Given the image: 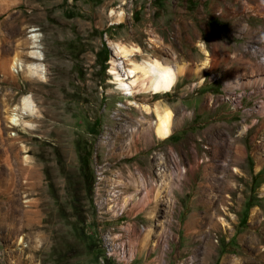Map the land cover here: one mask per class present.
Instances as JSON below:
<instances>
[{
  "label": "rangeland",
  "instance_id": "1",
  "mask_svg": "<svg viewBox=\"0 0 264 264\" xmlns=\"http://www.w3.org/2000/svg\"><path fill=\"white\" fill-rule=\"evenodd\" d=\"M247 1H0V264H116L96 235L94 157L108 151L143 165L165 144L178 165L169 211L159 227L135 234L129 264H264V0ZM112 9L125 12L123 22L113 24ZM133 29L146 34L127 38ZM34 33L44 78L13 68L37 61ZM151 38L162 41L157 52ZM118 41L176 70L171 92L137 98L172 110L169 138L153 133L154 112L128 105L110 82ZM24 96L36 114L15 124ZM200 195H225L219 228L204 218L188 226L194 213L207 216Z\"/></svg>",
  "mask_w": 264,
  "mask_h": 264
},
{
  "label": "built area",
  "instance_id": "2",
  "mask_svg": "<svg viewBox=\"0 0 264 264\" xmlns=\"http://www.w3.org/2000/svg\"><path fill=\"white\" fill-rule=\"evenodd\" d=\"M249 48L254 50L259 46L254 43ZM122 158L110 157L108 151L104 156L96 154L90 201L103 258L116 264H129L137 252L133 240L137 236L135 234L146 232L149 224L154 229L159 227L162 220L160 212L169 211L178 165L176 152L168 144L154 145L147 163L143 165H135ZM179 170L184 171L185 168L181 166ZM149 195H153L152 201L147 199ZM151 207L152 214L149 211ZM155 234L156 237H151L154 243L159 236L153 231L152 235Z\"/></svg>",
  "mask_w": 264,
  "mask_h": 264
},
{
  "label": "bare ground",
  "instance_id": "3",
  "mask_svg": "<svg viewBox=\"0 0 264 264\" xmlns=\"http://www.w3.org/2000/svg\"><path fill=\"white\" fill-rule=\"evenodd\" d=\"M0 1L2 2V0ZM7 5L8 4H4L2 8L5 9ZM111 14L115 18L113 24H120L123 22L125 14L124 11H115L112 9ZM145 34V29H133V34L127 35V38L141 39ZM151 40L153 43H155L151 46V48H154L157 52V47L162 45V41L159 38H151ZM39 42V33H34L32 35V47L34 48L31 51V55L35 57L37 61H33L28 65L23 64L20 61H14L13 68L16 71L27 69L31 75H38L40 77L43 76L44 78L45 66L42 64V62H40V60L43 59V54L39 49L41 47ZM137 56H141L142 59L138 60ZM110 63L111 68L109 72L113 75V78L110 82L115 84L117 93L126 98L128 105L136 107L137 109L145 110L147 113L154 112L156 114V118L151 121L153 133L159 138H169L173 133L174 127V114L172 110L169 107H161L157 104L153 106L147 102H139L137 101V98L150 94H163L172 91L174 85L176 84L177 73L172 67L171 61L169 59H162L153 53H145L143 47L139 44L128 46L126 43L118 41L114 43V54L112 55ZM35 114L36 111L33 107V103H31L29 99V96H24L21 98L19 104L14 108L11 121L15 124H18L24 115L34 116ZM26 125L33 126L32 123H27ZM234 175L235 174H231L230 176ZM5 178L6 177H4V179ZM219 183L221 187L226 186L224 178H222ZM203 190L204 189L201 187L200 192L203 193ZM224 198L225 195L219 198L217 197V200L214 201L211 197L209 199V197L206 198L204 195L198 196L197 199H199L201 203H205L208 207L205 212L207 216L202 217L203 214L198 212L194 213L192 215L191 221L188 223V226H198L200 220L204 218L206 219L204 220L205 222L209 220L210 223H206H209L211 228H219L220 223L217 214L219 215L222 210H226V207L223 209L220 207L221 204H219V201L224 200ZM213 204L216 206V212L212 211L211 209L214 207ZM255 217L256 214L253 212L252 219H255ZM242 237H244V235H242ZM210 246L206 247L207 249L205 250L204 258L209 259V254H211ZM262 255L264 254L262 253Z\"/></svg>",
  "mask_w": 264,
  "mask_h": 264
},
{
  "label": "crops",
  "instance_id": "4",
  "mask_svg": "<svg viewBox=\"0 0 264 264\" xmlns=\"http://www.w3.org/2000/svg\"><path fill=\"white\" fill-rule=\"evenodd\" d=\"M247 0H241V2H242V4L244 3V2H246ZM247 4H249L248 3V1L246 2ZM243 6V5H242ZM227 43V42H226ZM226 43H224V44H226ZM216 46H217V43H216ZM216 46H213V45H210V48H217Z\"/></svg>",
  "mask_w": 264,
  "mask_h": 264
}]
</instances>
